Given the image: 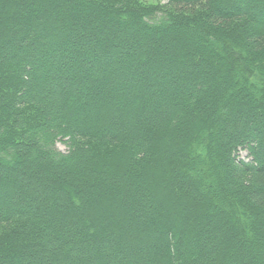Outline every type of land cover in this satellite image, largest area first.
I'll return each instance as SVG.
<instances>
[{
	"label": "trees",
	"instance_id": "1",
	"mask_svg": "<svg viewBox=\"0 0 264 264\" xmlns=\"http://www.w3.org/2000/svg\"><path fill=\"white\" fill-rule=\"evenodd\" d=\"M0 264H264V0H0Z\"/></svg>",
	"mask_w": 264,
	"mask_h": 264
},
{
	"label": "rangeland",
	"instance_id": "2",
	"mask_svg": "<svg viewBox=\"0 0 264 264\" xmlns=\"http://www.w3.org/2000/svg\"><path fill=\"white\" fill-rule=\"evenodd\" d=\"M143 1L144 2H147L148 4L149 3L165 4L167 2V0H143ZM28 44L29 43L27 42V45ZM1 54L4 56L5 55V52H1ZM64 66L66 67V65H64ZM53 71H58L59 72V70L55 66H50V68H48L45 73H47V72L48 73H52ZM90 92H91V90H90ZM57 147L59 149H61L62 151H67L68 150V145H67V143L64 140L63 141H58L57 142ZM237 154H238V157L241 158V159H243V160H246V161L252 160V157L249 154V151L247 150V148H240L238 150Z\"/></svg>",
	"mask_w": 264,
	"mask_h": 264
}]
</instances>
